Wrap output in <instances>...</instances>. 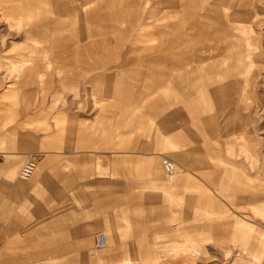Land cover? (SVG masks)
I'll return each mask as SVG.
<instances>
[{"label":"crops","instance_id":"0c3cea01","mask_svg":"<svg viewBox=\"0 0 264 264\" xmlns=\"http://www.w3.org/2000/svg\"><path fill=\"white\" fill-rule=\"evenodd\" d=\"M144 1L0 0V264H101L103 251L106 264H141L153 239H175L207 205L220 125L189 101L200 83L193 64L235 58L239 7L154 0L146 22ZM200 19L221 33L204 56ZM129 30L142 32L135 44ZM238 56L245 78L255 66ZM231 86L211 95L232 111ZM162 157L178 166L169 180ZM30 159L37 173L22 181Z\"/></svg>","mask_w":264,"mask_h":264},{"label":"rangeland","instance_id":"374dc122","mask_svg":"<svg viewBox=\"0 0 264 264\" xmlns=\"http://www.w3.org/2000/svg\"><path fill=\"white\" fill-rule=\"evenodd\" d=\"M153 1H144L146 22H152L155 17ZM227 1L226 6L239 7L241 14L237 21L240 39H236L234 48L229 50L235 58L193 64V69L197 68L195 73L200 75V83L197 94L189 99L192 103H200L202 116L220 125L218 134L208 144L209 166L221 174L205 178L208 181L207 205L193 207L192 223L186 225L187 229L179 226L175 239H153V256L141 264H264V0ZM171 21H174L173 16ZM206 23L205 19L199 20L194 52L200 56H204V49L216 45L221 38L214 24ZM140 33V30H129L128 44H135ZM128 49L132 53L137 48ZM208 54L212 53L208 51ZM239 54L249 58L251 66H255L245 78L240 74L248 69V62L244 57L239 58ZM2 69L0 66V71ZM241 82L251 83L248 101L240 94ZM227 84H231L234 91L232 111L223 107L221 94L214 95L217 104L213 103L211 95ZM229 119L231 125L237 122L240 129L231 131L227 126ZM242 136L243 142L239 139ZM243 146L247 155L241 151ZM105 253L97 254L101 264H106Z\"/></svg>","mask_w":264,"mask_h":264},{"label":"built area","instance_id":"2783aa9c","mask_svg":"<svg viewBox=\"0 0 264 264\" xmlns=\"http://www.w3.org/2000/svg\"><path fill=\"white\" fill-rule=\"evenodd\" d=\"M161 164H162V172H163V177H165L166 180H169L174 176V174L177 171V166L175 162L168 158V157H162L161 159ZM37 167H38V161L37 159H30L28 160L22 167L21 173H19V179L22 181H29L33 178L35 173H37ZM98 240H96V249L98 251H101L105 249L106 244H107V237L105 234L101 233L97 237Z\"/></svg>","mask_w":264,"mask_h":264},{"label":"bare ground","instance_id":"6f19581e","mask_svg":"<svg viewBox=\"0 0 264 264\" xmlns=\"http://www.w3.org/2000/svg\"><path fill=\"white\" fill-rule=\"evenodd\" d=\"M193 6V5H192ZM184 10V9H183ZM192 11V10H191ZM200 11V10H199ZM179 52V51H178Z\"/></svg>","mask_w":264,"mask_h":264}]
</instances>
